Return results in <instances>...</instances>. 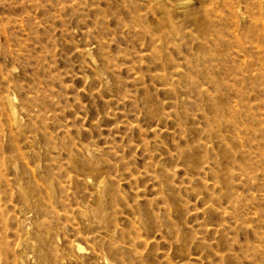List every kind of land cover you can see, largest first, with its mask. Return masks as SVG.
Listing matches in <instances>:
<instances>
[{"label":"rangeland","instance_id":"374dc122","mask_svg":"<svg viewBox=\"0 0 264 264\" xmlns=\"http://www.w3.org/2000/svg\"><path fill=\"white\" fill-rule=\"evenodd\" d=\"M0 264H264V0H0Z\"/></svg>","mask_w":264,"mask_h":264}]
</instances>
